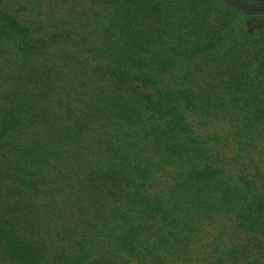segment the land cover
I'll return each instance as SVG.
<instances>
[{
  "label": "trees",
  "instance_id": "trees-1",
  "mask_svg": "<svg viewBox=\"0 0 264 264\" xmlns=\"http://www.w3.org/2000/svg\"><path fill=\"white\" fill-rule=\"evenodd\" d=\"M233 1L0 0V264H264V12Z\"/></svg>",
  "mask_w": 264,
  "mask_h": 264
},
{
  "label": "rangeland",
  "instance_id": "rangeland-1",
  "mask_svg": "<svg viewBox=\"0 0 264 264\" xmlns=\"http://www.w3.org/2000/svg\"><path fill=\"white\" fill-rule=\"evenodd\" d=\"M235 2H237V1L235 0ZM245 5L247 6V7L244 8L245 11H253V12L254 11H260V12H264V0H254V1L247 0L246 3H245ZM213 12H214V14H213ZM219 13H220L219 11H214L213 9H211V12H210V14H212V17H213V15H217ZM248 19L251 20L252 25H254L251 28V30H254L253 32H255L259 28H262V29L264 28L263 27L264 25H262V24H264V16L263 15H257V16H254V17H250ZM256 21H261V23H259V24H261V26H259ZM246 25H248V22L247 21H246ZM244 26H245L244 20L239 21L238 22V26H237L238 28L237 29L239 30L241 27H244ZM229 45H230V42H226L223 47H228Z\"/></svg>",
  "mask_w": 264,
  "mask_h": 264
}]
</instances>
